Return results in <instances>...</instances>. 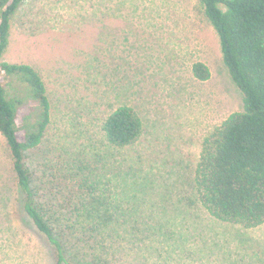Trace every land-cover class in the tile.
Returning a JSON list of instances; mask_svg holds the SVG:
<instances>
[{"label": "trees", "instance_id": "16d2710c", "mask_svg": "<svg viewBox=\"0 0 264 264\" xmlns=\"http://www.w3.org/2000/svg\"><path fill=\"white\" fill-rule=\"evenodd\" d=\"M23 1L0 0V136L10 159L9 195H0V203L11 213L13 209L21 211L18 217L12 214L32 244L36 240L41 251L48 248L50 251L45 250L54 264H137L136 259H162L167 250L171 253V248H165L168 239H163L168 237L164 235L168 230L163 236L155 234L159 224L154 223L155 228H151L149 222H154L156 216L146 212L144 203L160 202L165 206L171 198L167 192L170 189L178 200L199 207L217 230H223L224 225L239 230L264 224V0H198L201 14L218 38L222 63L241 95V105L202 138L187 177L186 172H179L181 153H177L178 162L157 160L159 164H154L151 172L134 170L135 162L129 156L147 133L153 140L161 137L177 145L179 129L185 130L188 121L174 97L183 87L180 78L176 83L166 80L150 84L151 77L143 79L145 67L141 73H131L130 68L112 63L108 75L119 65L121 69L117 71L125 81H109L113 83L110 87L103 84L107 74L89 75L95 83V99L73 101L75 107L64 113L67 119L62 121L61 129L54 135L48 132L54 113L41 74L30 64L2 59L9 42L11 19ZM129 37L123 36L124 41ZM125 42L122 44L127 46ZM96 56L89 62L94 72L100 64ZM162 60L153 63L160 67ZM182 73L188 83L205 82L211 74L199 59ZM148 83L152 87L149 95L134 93L135 86L146 89ZM165 95L171 97V130L166 128L168 122H161L162 117L158 116ZM89 105L97 109H90L85 126L92 123L98 132L94 134L88 128L67 131L68 121L81 118L73 110ZM102 111L103 114L98 113ZM84 135L87 144L78 145L76 141ZM44 142L55 146L54 166L41 162L46 161L48 150L42 156L35 153L43 150ZM81 147L82 153L88 148L86 153L92 163L77 155ZM154 169L157 171L153 173ZM141 206L145 213L139 214ZM163 206L157 209L162 210ZM183 221L180 233L185 242L192 243L195 238L185 234ZM119 222H124L128 237L123 233L120 236ZM10 226L16 235L20 233L18 226ZM121 240L127 246L124 253L121 245L124 260L118 252ZM246 241L243 239L240 247L251 254ZM25 244L32 249L36 245ZM169 257L166 254V260Z\"/></svg>", "mask_w": 264, "mask_h": 264}, {"label": "rangeland", "instance_id": "374dc122", "mask_svg": "<svg viewBox=\"0 0 264 264\" xmlns=\"http://www.w3.org/2000/svg\"><path fill=\"white\" fill-rule=\"evenodd\" d=\"M123 36H130L127 42ZM184 49L190 50V53H184ZM94 55H97L100 63L95 72L89 63ZM161 58L162 64L156 67L154 63H161ZM2 59L11 63L30 64L41 74L54 113V123L48 131L51 135L61 129L62 121L67 119L64 113L75 107L73 101L79 98H86L87 101L95 99V83L89 77L92 74L97 76L98 72L101 77L103 74L108 75L112 63L130 68L131 73H138L137 70L141 73L140 69L145 67L143 79L151 77L150 84L165 83L166 80L176 83L177 78H180L183 87L174 97L181 105L183 114L188 115V121L185 130L179 129L181 132L177 145H171L170 141L161 137L153 140L147 133L141 138L136 150L129 152L130 155L124 152L126 156H132L134 170L139 168L142 172H151L158 161H168V164L178 162L177 153H181L179 158L183 159V163L178 164L182 165L179 172H186L187 177L189 167L198 157L202 138L231 112L239 110L241 105V95L222 63L218 38L201 14L198 0H25L11 19L9 42ZM196 59L202 60L210 68V78L205 82L188 83L181 73L187 71V66ZM119 65L117 67L121 69ZM118 69L110 70V76L105 77L106 82L103 84L111 87L113 83L109 81H125ZM132 77L135 80L136 76L132 74ZM100 79H97L98 82ZM150 84L146 89L144 86H135L134 93L142 97L149 95L148 91L152 90ZM170 99V96L165 95L163 109L158 116L162 117L161 122H168L166 128L171 130ZM76 108L73 111L81 118L68 121L67 131L88 128L96 134L97 127L92 126V123L86 127L85 123L89 120L85 118L91 113L90 109L95 111L97 108L90 105ZM76 142L78 145L82 142L87 144V139L84 135ZM42 146L43 150L35 153L42 156L48 150L46 161L41 162L48 167L54 166L55 146L50 142H44ZM82 150L83 147L77 150V155L87 163H92L93 159L86 153L88 148L85 153ZM56 153L59 151L56 150ZM9 164L4 140L0 136V195L6 192L9 195ZM156 171L154 169L153 173ZM183 180L186 181V178ZM117 187L120 192V186ZM167 192L171 198L166 200L165 206L160 202L144 203V206L146 212L156 216L154 222H149L152 229L155 228L154 223L159 224L158 233L155 234L163 236L164 231L168 230L164 234L168 237L163 236V239H168L165 248H171V253L166 251L170 257L166 260L165 254L163 260L136 259L134 261L137 264H264V224L250 229L241 227L239 230L224 225L223 230H217L210 226L209 219L199 207L178 200V196L171 194V189ZM139 198L140 194L137 200ZM160 206H163L162 210L157 209ZM142 208L138 209L139 214L145 213ZM20 212L19 209H13L12 213L18 217ZM12 213L0 203V264H54L52 256L45 250L48 248L41 251L36 240L33 249L25 244L28 242L31 246L33 240L27 239L28 234L21 230L20 221ZM182 220L186 222L183 221L185 234L195 238L192 243L185 242L184 235L180 233ZM128 222L127 229L131 226V221ZM11 223L18 226L20 233L16 235ZM123 224L119 222L120 236L127 233ZM243 239L250 241L246 242L248 249L252 248L251 254L240 247L244 243ZM121 245L124 253L127 252V246H124L123 240L119 242L118 252L124 260ZM172 255L177 258L173 259ZM132 256L129 255L126 260Z\"/></svg>", "mask_w": 264, "mask_h": 264}]
</instances>
